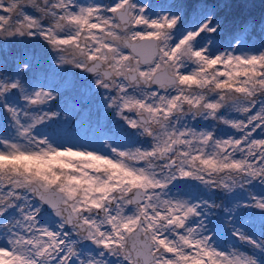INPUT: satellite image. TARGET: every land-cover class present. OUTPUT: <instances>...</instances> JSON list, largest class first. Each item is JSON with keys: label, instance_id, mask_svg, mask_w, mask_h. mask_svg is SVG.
Returning <instances> with one entry per match:
<instances>
[{"label": "snow or ice", "instance_id": "obj_1", "mask_svg": "<svg viewBox=\"0 0 264 264\" xmlns=\"http://www.w3.org/2000/svg\"><path fill=\"white\" fill-rule=\"evenodd\" d=\"M146 7L0 0V113L14 129L0 134V264H264V38L222 51L201 36L219 30L215 9L195 6L193 25L181 28L188 5L152 16ZM255 28L244 20L238 31ZM45 45L115 92L104 102L123 123L107 151L36 131L58 116L42 108L70 86L37 82ZM257 181L259 193L214 205L211 227L202 204L182 198L190 182L232 192ZM232 238L248 250L225 245Z\"/></svg>", "mask_w": 264, "mask_h": 264}, {"label": "rangeland", "instance_id": "obj_2", "mask_svg": "<svg viewBox=\"0 0 264 264\" xmlns=\"http://www.w3.org/2000/svg\"><path fill=\"white\" fill-rule=\"evenodd\" d=\"M99 2L110 4L113 0H99ZM136 2L147 6L146 14L150 16L154 13L160 14L162 9L168 11L169 5H173L174 3H172L171 0H136ZM171 11L176 12L177 9L172 8ZM194 20L195 14L193 8H187L180 27L190 28ZM227 29L228 28H220L216 33H202L201 36L206 38V43L208 45L219 47L222 51L228 48L229 45H231L232 49H235L239 46V42L245 39L242 38V35H235ZM254 30L260 32L259 26L257 25ZM261 37L264 38V36ZM15 39H23L32 42L37 40L35 37H16ZM40 43L43 44L44 42L40 41ZM2 44L3 41L0 40V45ZM11 46L12 45H9V47ZM16 47H21V45H16ZM45 50L46 55L42 57L40 64L37 66V82L43 84L45 90H49V84L54 87H58L62 83L70 86L60 88V96L57 101L49 102L48 105L42 108V111L57 112L58 116L54 117L51 121H46L43 125H38L36 131L52 138L55 143L59 145L73 146L76 148L88 147L98 151H107V149L102 148L101 145L103 143H112V141L107 138L111 134V131L115 130L117 127L115 124L117 123L116 120L120 119L115 115L113 109L112 112H110V108L107 107L104 101L106 97L115 95V92L105 89V91L100 92L95 86L94 79L85 83L84 86L80 83H75V81H72L70 78L72 77L71 70L76 67L72 64L57 63L56 53L47 48L46 45ZM37 51L40 50L37 49ZM89 88H91V92L87 91ZM231 115L235 116L234 113ZM199 122V126L191 122L186 123L197 128L214 130L217 132V135H221L222 133L231 134V130L222 124L217 126L216 122L203 120L201 118ZM5 128L9 135L14 132L11 123L2 120L0 123V134H2ZM255 135H258V133ZM190 184L194 186L186 189V195L182 198L188 199L192 203L202 204V211L206 213L204 217L206 225H208L209 220H215L220 212V208L215 206L227 204L232 200L234 195H238L242 192L245 194L246 199L248 192L259 193L261 191V186L258 181L254 182L252 186L245 185L244 189L237 186L232 192H226L224 189H222L223 191H219L220 188H216V190H213V188H205L199 182H190ZM219 192L223 194V199L219 197ZM204 201H207L208 207H203ZM243 202L244 201H241V203ZM234 203L233 201V205ZM208 227H211V225H208ZM256 234L259 236L258 229ZM83 244L91 247L87 241H84ZM228 244H235L237 247L248 250L247 245H241L240 242L234 238L226 240L225 245ZM109 259L114 261L116 258L109 257Z\"/></svg>", "mask_w": 264, "mask_h": 264}, {"label": "trees", "instance_id": "obj_3", "mask_svg": "<svg viewBox=\"0 0 264 264\" xmlns=\"http://www.w3.org/2000/svg\"><path fill=\"white\" fill-rule=\"evenodd\" d=\"M173 5L185 4L189 9L197 5H206L209 9H215L217 13L216 20L219 22V29L231 31L235 35L241 36L238 28L242 21L248 20L256 26L264 22V0H246L248 7L239 11L235 7H224L225 4L235 5L239 0H171ZM186 12V11H185ZM249 44H259L264 34L261 31L253 30L247 37L242 35ZM240 43V42H239ZM11 67V65H10ZM3 120L2 113H0V123Z\"/></svg>", "mask_w": 264, "mask_h": 264}, {"label": "flooded vegetation", "instance_id": "obj_4", "mask_svg": "<svg viewBox=\"0 0 264 264\" xmlns=\"http://www.w3.org/2000/svg\"><path fill=\"white\" fill-rule=\"evenodd\" d=\"M78 70H80L79 68H73L72 70H71V80L72 81H75V83L77 82V83H80L82 86H84L85 85V83H88V82H90L92 79H94V76H91L89 79H87V80H83V79H80L78 76H77V71ZM97 88H98V90L100 91V92H103V91H105L103 88L101 89V88H99L97 85H95ZM110 112H112V109H110ZM199 120H200V118L199 117H197V119H195V120H192L190 117L186 120V122H188V123H195V124H198V126L200 125V122H199ZM117 121V123H115L116 125H119V124H122L123 122L122 121H120V120H116ZM126 127V126H125ZM216 190V187H213V190ZM219 191H223L222 190V188H220V190ZM218 195H219V197L221 198V199H223L224 197H223V194L222 193H218Z\"/></svg>", "mask_w": 264, "mask_h": 264}, {"label": "water", "instance_id": "obj_5", "mask_svg": "<svg viewBox=\"0 0 264 264\" xmlns=\"http://www.w3.org/2000/svg\"><path fill=\"white\" fill-rule=\"evenodd\" d=\"M77 76H78L80 79L87 80V79H89L91 76H93V74H91V73H87V72H84L82 69H80V70L77 71Z\"/></svg>", "mask_w": 264, "mask_h": 264}]
</instances>
